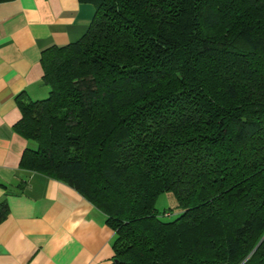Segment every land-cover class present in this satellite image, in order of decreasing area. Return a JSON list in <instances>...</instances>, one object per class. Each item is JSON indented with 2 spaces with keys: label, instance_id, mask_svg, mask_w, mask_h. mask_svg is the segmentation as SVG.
<instances>
[{
  "label": "trees",
  "instance_id": "1",
  "mask_svg": "<svg viewBox=\"0 0 264 264\" xmlns=\"http://www.w3.org/2000/svg\"><path fill=\"white\" fill-rule=\"evenodd\" d=\"M80 1L21 104L20 167L105 215L113 264H264V0Z\"/></svg>",
  "mask_w": 264,
  "mask_h": 264
},
{
  "label": "crops",
  "instance_id": "2",
  "mask_svg": "<svg viewBox=\"0 0 264 264\" xmlns=\"http://www.w3.org/2000/svg\"><path fill=\"white\" fill-rule=\"evenodd\" d=\"M93 15L80 0L0 2V264H113L105 215L65 182L22 169L32 143L15 129L22 102L47 96L42 52L78 40Z\"/></svg>",
  "mask_w": 264,
  "mask_h": 264
},
{
  "label": "rangeland",
  "instance_id": "3",
  "mask_svg": "<svg viewBox=\"0 0 264 264\" xmlns=\"http://www.w3.org/2000/svg\"><path fill=\"white\" fill-rule=\"evenodd\" d=\"M176 201L171 193H162L158 196L156 200V208L159 212L164 210H169L172 208V214L170 217H173L177 210L175 208Z\"/></svg>",
  "mask_w": 264,
  "mask_h": 264
}]
</instances>
